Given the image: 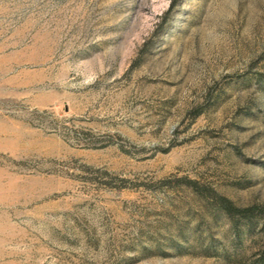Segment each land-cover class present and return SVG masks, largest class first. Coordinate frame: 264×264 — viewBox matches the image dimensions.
<instances>
[{"label": "rangeland", "instance_id": "obj_1", "mask_svg": "<svg viewBox=\"0 0 264 264\" xmlns=\"http://www.w3.org/2000/svg\"><path fill=\"white\" fill-rule=\"evenodd\" d=\"M0 264H264V0H0Z\"/></svg>", "mask_w": 264, "mask_h": 264}, {"label": "trees", "instance_id": "obj_2", "mask_svg": "<svg viewBox=\"0 0 264 264\" xmlns=\"http://www.w3.org/2000/svg\"><path fill=\"white\" fill-rule=\"evenodd\" d=\"M222 201H223L222 202L223 204H221V205H222V208L225 211L226 215L228 217H234L236 212H234L235 206H233V203L228 199H224Z\"/></svg>", "mask_w": 264, "mask_h": 264}]
</instances>
